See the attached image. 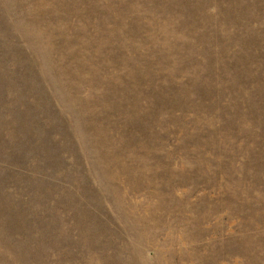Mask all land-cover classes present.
<instances>
[{"label": "rangeland", "instance_id": "1", "mask_svg": "<svg viewBox=\"0 0 264 264\" xmlns=\"http://www.w3.org/2000/svg\"><path fill=\"white\" fill-rule=\"evenodd\" d=\"M0 264H264V0H0Z\"/></svg>", "mask_w": 264, "mask_h": 264}]
</instances>
